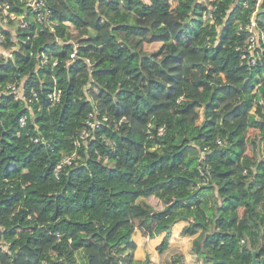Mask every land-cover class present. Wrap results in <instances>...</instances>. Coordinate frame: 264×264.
<instances>
[{
    "label": "trees",
    "instance_id": "1",
    "mask_svg": "<svg viewBox=\"0 0 264 264\" xmlns=\"http://www.w3.org/2000/svg\"><path fill=\"white\" fill-rule=\"evenodd\" d=\"M259 1L45 0L40 23L0 0L17 16L0 23V264H149L138 219L163 234L156 264H185L178 222L206 264H264V46L241 56Z\"/></svg>",
    "mask_w": 264,
    "mask_h": 264
},
{
    "label": "built area",
    "instance_id": "2",
    "mask_svg": "<svg viewBox=\"0 0 264 264\" xmlns=\"http://www.w3.org/2000/svg\"><path fill=\"white\" fill-rule=\"evenodd\" d=\"M45 0H25V4L29 7L32 11L35 12L36 19L38 22L43 23L47 20V10L44 8ZM259 0H257L258 2ZM215 9V6L208 5L207 12L205 17L210 19L212 16V11ZM17 18L16 14L10 10V5L8 3H0V23L4 24L9 19L15 20ZM24 18V17H23ZM22 17L18 19V22H22ZM241 27V26H240ZM245 28L248 29L249 35L246 39L244 44V49L242 50L241 56L247 57L248 61L254 63L256 61V51L257 49H263L264 46V28H261L254 18L250 19V22L245 25ZM3 40H4V33L0 29V52L2 57H11L12 52L11 49L13 48H5L3 47ZM75 50L70 53V57H74ZM6 90L12 92L16 97L21 95L22 87L21 84L16 86L14 84H8L6 86ZM3 91L0 90V93ZM60 95L59 90H54L49 94V98L51 101V105H54L58 100ZM102 119L106 120V117H102ZM123 119H120L122 121ZM24 124V117L20 118V125ZM99 124V118L97 117V113L92 111L88 114V118L85 121V125L80 132V137L85 138L89 136V128H95ZM162 131V128H159V133ZM36 140V139H35ZM78 144V141L76 142ZM205 150L202 151L203 154ZM74 159V154L71 155H64L58 161V163L54 167V174L57 176L59 170L67 164H70L71 161Z\"/></svg>",
    "mask_w": 264,
    "mask_h": 264
},
{
    "label": "rangeland",
    "instance_id": "3",
    "mask_svg": "<svg viewBox=\"0 0 264 264\" xmlns=\"http://www.w3.org/2000/svg\"><path fill=\"white\" fill-rule=\"evenodd\" d=\"M204 4L208 3V0H198ZM260 1H258L259 3ZM257 3V4H258ZM15 27V23H12L11 29ZM70 40H74V38L68 37ZM93 90L90 91V94ZM199 114H201V109L199 110ZM248 134L252 136L254 134L253 131L249 130ZM147 202L150 203L155 209H159L162 207V204L153 196L147 198ZM183 225L182 222L176 223L172 227V232L170 235V245L173 248H176L182 251L184 255L185 264H206V262L202 259V257L195 255L193 247H192V236H181L179 235V229ZM162 233L154 238L149 236V226L146 221L143 219H138L136 222L134 239L136 240V249H135V258L138 260H143L145 257H148L150 263L156 264L158 261V255L156 246L162 239Z\"/></svg>",
    "mask_w": 264,
    "mask_h": 264
},
{
    "label": "water",
    "instance_id": "4",
    "mask_svg": "<svg viewBox=\"0 0 264 264\" xmlns=\"http://www.w3.org/2000/svg\"><path fill=\"white\" fill-rule=\"evenodd\" d=\"M23 19H26V16H25ZM252 263H253V264H257V260L254 259Z\"/></svg>",
    "mask_w": 264,
    "mask_h": 264
}]
</instances>
